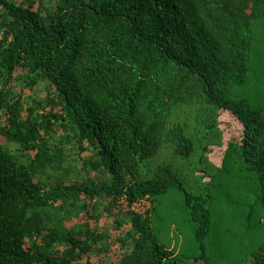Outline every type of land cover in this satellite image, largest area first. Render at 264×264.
Instances as JSON below:
<instances>
[{
  "label": "trees",
  "instance_id": "16d2710c",
  "mask_svg": "<svg viewBox=\"0 0 264 264\" xmlns=\"http://www.w3.org/2000/svg\"><path fill=\"white\" fill-rule=\"evenodd\" d=\"M258 56L264 0H0V264H91L105 217L108 264H178L152 224L172 191L199 241L219 196L264 216Z\"/></svg>",
  "mask_w": 264,
  "mask_h": 264
},
{
  "label": "rangeland",
  "instance_id": "374dc122",
  "mask_svg": "<svg viewBox=\"0 0 264 264\" xmlns=\"http://www.w3.org/2000/svg\"><path fill=\"white\" fill-rule=\"evenodd\" d=\"M254 64L259 72L264 70V63L260 56L255 58ZM36 91L38 98L46 96L44 85L37 87ZM245 91L252 107L260 110L264 116V80L255 87L246 88ZM28 94H31L30 91ZM230 168L238 169L235 164L230 165ZM223 201L219 196L214 202L211 229L201 241L196 238V224L188 216L183 198L178 191L170 192L157 202L152 213L154 230L159 242L167 249L173 250L179 260L178 264H255L248 262L246 258L255 252L263 241L260 237L261 228H264L261 224L263 214L261 215L255 207L250 214L248 209H241V205L222 209ZM243 202L244 200L241 201ZM143 207L142 205L136 209L142 211ZM146 207L148 208V205ZM84 222L83 214L68 223V227ZM113 222L114 218L105 217L97 226L108 232L111 251L102 256L92 257L91 264H108L118 261L121 250L117 238L121 233L115 228ZM127 229L128 227H124L122 230L126 232Z\"/></svg>",
  "mask_w": 264,
  "mask_h": 264
},
{
  "label": "built area",
  "instance_id": "2783aa9c",
  "mask_svg": "<svg viewBox=\"0 0 264 264\" xmlns=\"http://www.w3.org/2000/svg\"><path fill=\"white\" fill-rule=\"evenodd\" d=\"M142 204H138V205H135V207L133 208V210L137 211V212H141L139 209H136V207H141Z\"/></svg>",
  "mask_w": 264,
  "mask_h": 264
}]
</instances>
